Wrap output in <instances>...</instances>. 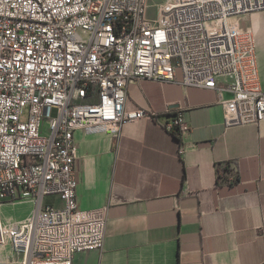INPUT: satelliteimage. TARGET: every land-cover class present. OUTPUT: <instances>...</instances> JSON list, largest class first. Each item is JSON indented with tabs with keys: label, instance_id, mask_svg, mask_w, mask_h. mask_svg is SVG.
Here are the masks:
<instances>
[{
	"label": "built area",
	"instance_id": "obj_1",
	"mask_svg": "<svg viewBox=\"0 0 264 264\" xmlns=\"http://www.w3.org/2000/svg\"><path fill=\"white\" fill-rule=\"evenodd\" d=\"M259 10L264 0H164L153 17L149 0H0V207L35 202L17 224L0 210L4 262L73 264L77 252L103 249L105 208L78 204L74 131L119 136L155 119L126 109L133 81L180 71L184 85L218 92L226 126L264 121L253 38L230 22ZM165 128L184 137L190 124L177 110ZM49 195L63 206L46 204Z\"/></svg>",
	"mask_w": 264,
	"mask_h": 264
},
{
	"label": "crops",
	"instance_id": "obj_2",
	"mask_svg": "<svg viewBox=\"0 0 264 264\" xmlns=\"http://www.w3.org/2000/svg\"><path fill=\"white\" fill-rule=\"evenodd\" d=\"M230 22L253 38L264 91V10ZM125 107L157 117L128 122L119 136L74 131L79 207L105 208L107 222L103 249L77 252L73 264H264V121L226 126L218 92L184 85L180 71L133 81ZM177 110L190 124L184 137L165 128ZM24 200L33 210L16 213ZM44 201L63 206L57 195ZM0 210L17 224L35 202L7 200Z\"/></svg>",
	"mask_w": 264,
	"mask_h": 264
},
{
	"label": "rangeland",
	"instance_id": "obj_3",
	"mask_svg": "<svg viewBox=\"0 0 264 264\" xmlns=\"http://www.w3.org/2000/svg\"><path fill=\"white\" fill-rule=\"evenodd\" d=\"M164 0H149V16H156L157 14V6L162 3ZM50 107H46L45 108V115L49 116L50 115ZM15 204V203H14ZM16 204H21L22 205V209L21 210H16V213H21V211H28V214L33 210L34 206L32 202H29V200H24V201H19ZM13 206V204H12ZM13 221V220H12ZM5 254L6 251H4ZM19 264V263H17Z\"/></svg>",
	"mask_w": 264,
	"mask_h": 264
},
{
	"label": "water",
	"instance_id": "obj_4",
	"mask_svg": "<svg viewBox=\"0 0 264 264\" xmlns=\"http://www.w3.org/2000/svg\"><path fill=\"white\" fill-rule=\"evenodd\" d=\"M174 106H177V104H175Z\"/></svg>",
	"mask_w": 264,
	"mask_h": 264
}]
</instances>
